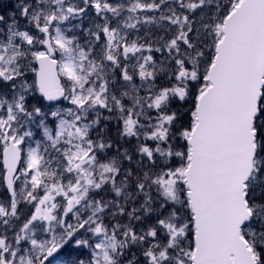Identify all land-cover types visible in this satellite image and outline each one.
<instances>
[{
  "label": "snow or ice",
  "instance_id": "snow-or-ice-1",
  "mask_svg": "<svg viewBox=\"0 0 264 264\" xmlns=\"http://www.w3.org/2000/svg\"><path fill=\"white\" fill-rule=\"evenodd\" d=\"M0 264H264V0H0Z\"/></svg>",
  "mask_w": 264,
  "mask_h": 264
}]
</instances>
